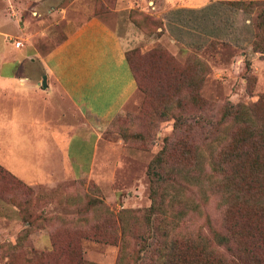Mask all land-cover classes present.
I'll return each mask as SVG.
<instances>
[{"label": "rangeland", "instance_id": "rangeland-1", "mask_svg": "<svg viewBox=\"0 0 264 264\" xmlns=\"http://www.w3.org/2000/svg\"><path fill=\"white\" fill-rule=\"evenodd\" d=\"M125 1L53 0L57 10L54 18L44 17L43 10L44 20L37 22L25 11L21 16L32 24L29 32L33 35L18 38L12 33L8 41L14 45L21 42L19 47L27 53L37 48L44 54L65 38L66 28L72 25L65 23L60 12L68 5L67 17L79 19L74 15L77 12L84 18L100 17L120 36L128 38L127 50L145 51L160 45L180 63L193 56L203 60L209 70L200 94L207 105L204 110L186 112L187 123L194 124L202 118L217 120L228 101L251 104L264 94V52L256 51L252 45L256 19L263 20L264 0H146L142 6L137 0H132L135 5ZM236 1L241 6L235 7ZM246 61L250 63L249 70ZM246 75H250L249 82ZM138 92L137 104L130 103L95 126V130L85 120L83 135L90 142L80 144L77 138L73 140L72 154L74 149L81 153L69 160L68 171L62 170V175L29 183L25 176L14 175L4 160L0 161L18 181L12 182L0 174V264H40L38 253L50 249L51 241H47L50 246H44L42 240L30 235L62 230L59 228L64 226L79 236L82 264H150L149 250L154 240L143 242L136 238L144 229L139 223L143 209L151 203L148 166L166 142L173 143L182 133L174 128L172 117L163 116L160 105H149L148 112L140 114L144 95ZM171 107L176 111L174 105ZM192 134L198 143L210 135L206 129H196ZM17 147L15 155L29 156L33 145ZM80 168L86 171L81 173ZM201 179L169 185L167 213L183 207L189 212L187 228L194 234L209 235L221 228L222 210L217 197L207 187L199 186L204 181ZM48 203L71 206L50 207ZM120 216L129 222L130 229H121ZM101 223L108 226L102 236L96 230ZM114 237L119 242H112Z\"/></svg>", "mask_w": 264, "mask_h": 264}, {"label": "trees", "instance_id": "trees-1", "mask_svg": "<svg viewBox=\"0 0 264 264\" xmlns=\"http://www.w3.org/2000/svg\"><path fill=\"white\" fill-rule=\"evenodd\" d=\"M243 7L248 8L244 3ZM256 20L252 45L264 52V15L262 21ZM125 58L144 95L139 113L148 112L149 105H160L163 116L172 117L174 128L182 133L173 143L166 142L148 166L151 203L143 209L139 223L144 229L136 238L154 240L150 250L148 247L150 264H264V94L251 104L228 101L217 120L187 123L186 112L201 111L207 105L200 88L208 65L194 56L180 63L160 45L145 51L126 50ZM249 66L246 61L247 70ZM246 80L249 82L250 75ZM196 129H206L208 140L195 141L192 133ZM0 174L18 182L1 165ZM203 175L205 179H201ZM197 177L204 180L199 186L217 197L222 210L221 228L209 235L194 234L187 228L189 212L183 207L167 213L168 186L177 181L189 184ZM118 219L123 231L131 228L125 218ZM107 228L105 223L96 226L101 236ZM59 229L49 233L50 249L38 253L40 264H82L79 236L68 226ZM122 241L123 234L121 251ZM122 259L123 254L120 262Z\"/></svg>", "mask_w": 264, "mask_h": 264}, {"label": "crops", "instance_id": "crops-1", "mask_svg": "<svg viewBox=\"0 0 264 264\" xmlns=\"http://www.w3.org/2000/svg\"><path fill=\"white\" fill-rule=\"evenodd\" d=\"M143 1L137 0L138 5ZM125 4L135 5L132 0ZM68 8L60 9L65 23H72L65 38L44 54L37 48L27 53L19 47L21 42L15 46L8 37H31L32 24L21 14L26 11L39 22L44 10V17L54 18L53 0H0V161L29 183L68 171L69 160L81 153L74 149L72 154L73 140L90 142L83 135L85 120L95 130L140 97L125 58L128 38L97 16L84 18L77 12L79 19L73 20L67 17ZM43 75L46 87L41 85ZM26 144L33 145L30 155H15L17 145ZM30 237L39 238L44 246L50 243L46 230Z\"/></svg>", "mask_w": 264, "mask_h": 264}, {"label": "water", "instance_id": "water-1", "mask_svg": "<svg viewBox=\"0 0 264 264\" xmlns=\"http://www.w3.org/2000/svg\"><path fill=\"white\" fill-rule=\"evenodd\" d=\"M41 85L43 86V87H46V76L45 75H43L42 76V81H41Z\"/></svg>", "mask_w": 264, "mask_h": 264}, {"label": "built area", "instance_id": "built-area-1", "mask_svg": "<svg viewBox=\"0 0 264 264\" xmlns=\"http://www.w3.org/2000/svg\"><path fill=\"white\" fill-rule=\"evenodd\" d=\"M15 45H16V46H19V45H20V42H19V41H16V42H15Z\"/></svg>", "mask_w": 264, "mask_h": 264}]
</instances>
